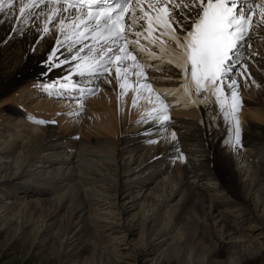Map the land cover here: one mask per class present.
I'll return each instance as SVG.
<instances>
[{
    "label": "bare ground",
    "instance_id": "6f19581e",
    "mask_svg": "<svg viewBox=\"0 0 264 264\" xmlns=\"http://www.w3.org/2000/svg\"><path fill=\"white\" fill-rule=\"evenodd\" d=\"M4 2L7 5L8 0ZM13 3L14 7L0 13V114L14 119L31 116L29 129L36 124L42 127L23 135L25 142L14 138L11 146L0 149V159L11 158L10 163L0 161V196H4L0 229L5 232V243L22 240L25 248L42 241L46 257L60 259L61 264H116L121 244L133 252L136 264H162L176 258L179 264H251L260 259L264 251V170L256 166L264 167V26L252 31L256 42L245 48L248 52L241 57L236 75L230 77L237 81L236 87L219 86L223 101L213 112H206L205 107L197 111L194 104H188L177 86L184 81L179 78L183 71L167 70L174 65L175 55L166 48H157L158 59L151 61L156 67H149L146 54H141L140 64L131 58L115 62L108 70L110 75L98 79H67V64L46 72L55 38L72 39L77 28L81 31L76 25L84 13L69 12L55 3ZM25 4L36 5V10L22 16L19 8ZM262 4L264 0H251L239 5L255 11L253 21L259 22L264 21ZM77 63L82 64L83 58ZM61 83L69 88L76 84V88L63 92ZM90 85L100 87L92 97L84 91ZM158 111L162 115L154 119ZM164 116L169 119L164 121ZM59 139L63 141L55 142ZM153 140L156 143L150 147ZM71 145L75 151L69 154L64 148ZM85 146L88 150L81 149ZM102 146L133 153L138 169L122 170L124 156L121 162L116 157L113 163L100 160L91 166L84 154L98 153ZM144 147L150 148L142 158L137 153ZM17 150L22 152L16 155ZM42 151L49 152L38 156ZM78 151L85 153L76 163L73 159ZM236 151L247 176L238 169ZM195 152L205 154V160L194 159ZM177 156L175 187H167L158 178L159 166L167 169L168 159ZM41 157L49 162L50 173H55L56 184L51 188L28 180L36 172L28 169L32 173H27L25 167ZM147 164L159 165L149 178L156 180V189L169 188L166 194L162 192L174 203L172 218L162 227L151 216L155 205L145 200L140 203L139 194L133 193L136 186L128 181ZM189 175L205 180L212 175L219 182V195L195 185ZM146 179L139 183L140 190L147 186ZM76 182L90 187L74 191Z\"/></svg>",
    "mask_w": 264,
    "mask_h": 264
},
{
    "label": "snow or ice",
    "instance_id": "6c2138e0",
    "mask_svg": "<svg viewBox=\"0 0 264 264\" xmlns=\"http://www.w3.org/2000/svg\"><path fill=\"white\" fill-rule=\"evenodd\" d=\"M99 2L101 0H91L89 6ZM139 3L140 0H137V5ZM130 6L131 11L135 13L131 0H121L117 9L128 11ZM6 7H14L13 0H8L7 5L4 0H0V13H3ZM83 7L84 4H81V8ZM148 9L154 14L149 15V12L141 7L140 12L143 14H134L127 26L121 22L122 11H117L114 16L113 9L109 7L99 10L94 16L90 13L84 27L96 32L94 38H98L99 48L84 43L88 36L86 32L79 33V28L73 32L72 39L55 38L53 32L55 47L51 59L47 62L46 72L67 64L70 74L67 79L76 78L78 81L79 78L88 76L98 79L108 73L112 57L121 62L129 57L136 61L141 54H146L149 67H156L151 61L158 59L157 48L160 47L175 55L174 68L181 69L184 72L183 79L189 81L190 85L194 84L197 96L216 95V90L221 85L228 90L236 87L237 81L230 80V77L236 75V70L240 67L239 54L242 45L252 39L251 30L258 31L264 26V21L251 23L246 28L249 9L240 6L236 0H157L155 3H149ZM35 10L34 4H25L19 8L22 16ZM67 11L70 12L71 9ZM261 15L264 16V4L261 5ZM92 20L96 21L94 29L91 28ZM101 21L104 23L103 30L99 28ZM140 21L146 22L147 27ZM134 26L140 30L131 31ZM60 28L61 31L65 30L63 21ZM44 32L49 33V28L45 27ZM153 33L157 35L153 37ZM142 40L147 43H142ZM161 40L164 41L163 45L160 44ZM121 42H124L123 47L120 46ZM133 52L137 55H133ZM82 58L83 63H77ZM72 66H75L77 71L73 72ZM244 70L246 71V66ZM60 88L63 92H69L76 88V84L69 88L61 83ZM216 99L218 101L220 97L216 95ZM161 115L162 111L156 112L154 119H159ZM168 119L167 116L163 117L164 121Z\"/></svg>",
    "mask_w": 264,
    "mask_h": 264
},
{
    "label": "rangeland",
    "instance_id": "374dc122",
    "mask_svg": "<svg viewBox=\"0 0 264 264\" xmlns=\"http://www.w3.org/2000/svg\"><path fill=\"white\" fill-rule=\"evenodd\" d=\"M1 116L3 117V119H1ZM7 117H9V118H7ZM11 118H12L11 116H8V115L2 114V113L0 114V125L2 124L0 126L2 128L0 130L2 132V135L0 136V144H1L0 145V149L6 148L5 146L10 145V143L12 142V139H14V138H17L19 141L20 140L23 141V139H25V138H22L23 135H25L26 133L27 134L36 133V131H38L42 127L41 125L38 126L36 124L37 125L36 126L34 124L35 128L32 126L31 129H29L28 125H29V123L32 124L33 121L26 120V119L21 118V117L17 118V119L15 118L16 119V121H15L14 118H12L14 120H11ZM17 122H19V123L17 124ZM14 123H16V124H14ZM33 129H35V130H33ZM3 131H6V133L3 132ZM14 131H15V133H14ZM20 135H21V137H20ZM62 141H63V139L55 140V142H59V143H61ZM154 141L155 140L149 142L150 147H152L154 145V143H156ZM23 142H25V140ZM150 147L142 148L137 154H142V156H143L142 158H144V155L146 154L147 149L150 148ZM101 148H99V152L98 153L90 152L91 154H87V153L84 154V155H88L87 157L90 159L89 161L91 163V166H94L93 164H95V163H101L100 160L107 161L108 163H113L114 162L113 159L116 158V157H117V159H115V161L119 160V162H121L120 159H122V156H124L123 159H122V162L120 163V167H121L122 170L126 171L128 169L127 172L130 173V172L136 171L138 169L139 166H137V168H136V164L137 163H135L133 153H129L128 154L127 152H124L125 151L124 148L120 149L119 151H115L113 149L111 150L110 147H105V146H102ZM192 148H193V146H192ZM74 149H75V147H73L72 145H71V148H68V147L64 148L65 152L67 151V152H69V154H72V152L75 151ZM81 149L84 150V149H87V148L85 146V147H83ZM81 149H78V150H81ZM122 151H123V153H122ZM19 152H22V151L17 150L16 155L20 154ZM34 152L37 153L36 150H34ZM46 152H49V151H42L40 153V155H38V156H41V154L44 155ZM77 153H78L77 156L75 157V159H73V160H75L76 163L78 161H80L79 159L82 158L83 153H85V152H79L78 151ZM235 153H236L235 154V157H236L235 160H236L237 164L240 167L237 164H235V166L237 165L236 167H239L238 169L242 172V174L244 173V175L247 176L246 175V174H248V172L246 171L247 169L244 167V165H241L242 162L240 161L241 160L240 154H238L237 151ZM183 155H186V153H184ZM192 156H194L193 157L194 159H198V161H199V159L201 161V159L205 160V158H206L205 154H202L201 152H195ZM178 157L179 156L168 159L169 160V167L167 169H165L164 166L161 167L159 165H157L155 167V168H159L160 167V169H162V172L160 173L158 178L162 179L163 182H166V186L167 187L168 186L169 187L173 186V188L175 187L174 186V183H175L174 173H175V169L178 168L177 163H176L178 161L177 160ZM1 159H0L1 163H3V161H5V162L8 161V163H10V161H11V158H8V157H2ZM148 160L149 159H147L145 161V163H147ZM35 161L36 162H34V161L29 162L28 164L30 166L28 165V166L25 167L27 173H29L28 171L34 170V169H35V172H36L33 176H32V174H30L31 176H29L28 180H31V181L33 180V181H37V182H39L41 184H45L47 187L49 186V188L54 186L56 184V182H55L56 180H54L55 179V176H54L55 173L54 174L50 173V171H51L50 169L51 168L47 166L49 164V162H43L44 159H42V157H41V159L38 158ZM26 164H27L26 162L23 163L22 165L19 164L20 166H19L18 170H21ZM42 165H44V166H42ZM150 165H152V163H150ZM147 166H148V164H147ZM3 167H6V165L2 164V168ZM101 167L105 168L104 166H101ZM242 167H243V169H242ZM256 167H259L260 169L264 170V167H261V166H256ZM155 168L148 166L146 169H144L142 171V173L140 172V175L138 173L137 176L136 175H134L135 177L132 176L133 180L130 179L128 181H132V184H134V186H136V188H134V192L133 193L137 194V196L139 194L138 198L140 199V203L144 202V200H145L146 202L148 201L149 204L155 205V210H154L155 212H153V215H151V216H152V218H153V216H155L154 219H156V220H155L154 223L158 222V220H159L160 221L159 222L160 226L162 227L163 225L167 224L166 222L171 220L172 212H171L170 209H171V206L174 203H173V201L170 200L169 197L167 199H165V197L163 195V192L166 194L168 191L166 192L165 190H168L169 188H167L165 186V188H162V190H164L162 192L161 189L160 190L156 189V180H153V179L150 180L149 177L151 176V173H152V171ZM28 169H30V170H28ZM41 169H42V171H41ZM43 170H45V171H43ZM26 171H25V173H26ZM37 173H40V174L44 173V174H42L41 177H40L39 174H37ZM263 173H264V171H263ZM191 175H189L190 180L191 181L193 180L195 185L197 183L203 189H205V187H206V189L208 190L209 193H214L213 195L218 193V191H216V188L219 187V182L214 178L216 176L215 174L212 173V175L214 177L212 175H210L208 178H206L208 180L201 179L199 177H193ZM56 176H59V174H57ZM88 176H92V175H88ZM50 177H52V179ZM92 177H94V176H92ZM146 178L147 179L149 178V179L147 180ZM142 179H146L145 182L148 183V184L144 188H141L143 190H140L139 183H141ZM244 179H245V177H244ZM246 179H249V176ZM77 183L78 182H76V187L74 188V191L76 189L80 191V190H83L85 188L88 189L90 187V186H81V185H79ZM201 183H205V184H201ZM143 185H145V183ZM2 195H4V193H2ZM217 195H219V193ZM255 195L256 194L252 195V198L254 200L257 199V197ZM140 197H142V198H140ZM3 199H4V196H0V200L2 201ZM124 201H126V200H124ZM122 202H123V200H122ZM109 212H111V211H109ZM159 213H160V215H159ZM41 242L42 241L38 242V240H36L35 242H33V244H28L25 248H22L23 247L22 245L24 243V241H22V240L13 241L11 239L7 243H5V232H3L2 229H0V264H61V260L60 259L56 260L55 257L52 258V259H49V258L46 257V253L47 252H46V250L44 251V247L46 245L43 244L44 242H42V243ZM125 245L126 244L118 245L117 249L119 251L120 261H118L116 264H136V261H135L134 256H133V252H131V250H128L129 248L128 249H124L123 247H125ZM136 247H139V246H136ZM58 254H60V253H58ZM179 263L180 262H179L178 258H176V259H173V260L168 259V260L164 261L162 264H179ZM251 264H264V251H263V256L260 259H258L257 261H254Z\"/></svg>",
    "mask_w": 264,
    "mask_h": 264
}]
</instances>
